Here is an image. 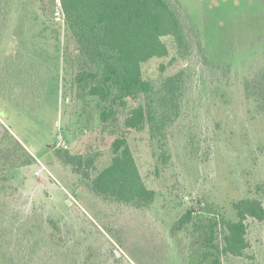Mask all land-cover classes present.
I'll use <instances>...</instances> for the list:
<instances>
[{"label":"rangeland","instance_id":"rangeland-1","mask_svg":"<svg viewBox=\"0 0 264 264\" xmlns=\"http://www.w3.org/2000/svg\"><path fill=\"white\" fill-rule=\"evenodd\" d=\"M55 2L0 0V72L17 52L37 63L7 73L26 98L18 89L0 95V121L36 160L0 172V263L184 264L189 235L174 238L172 228L187 212L236 220L234 203L252 198L264 205V119L245 95V82L264 69V0H172L184 19L188 59L164 37L169 55L142 65L146 81L187 73L181 117L169 132L172 162L159 171L147 130H124L123 116L106 128L102 103L78 98L81 57ZM122 132L157 193L149 209L94 195L55 157L60 148L98 153L103 169ZM246 224V255L224 264H264V221Z\"/></svg>","mask_w":264,"mask_h":264},{"label":"trees","instance_id":"trees-1","mask_svg":"<svg viewBox=\"0 0 264 264\" xmlns=\"http://www.w3.org/2000/svg\"><path fill=\"white\" fill-rule=\"evenodd\" d=\"M54 2L81 57L74 79L78 98H97L102 103L101 122L106 128L117 127L123 116L124 130H147L156 170L167 168L172 162L169 132L181 117L187 73L183 70L157 81H146L142 65L169 55L164 37L174 39L178 57L187 61L189 40L178 7L172 0ZM9 57L14 59L6 60L0 72V95L5 97L3 91L18 89L26 98L24 87L11 84L7 73L31 70L37 63L23 52ZM245 95L264 119V69L245 82ZM131 100L138 104L130 105ZM55 157L71 167L91 193L106 201L140 210L155 203L157 193L146 186L124 132L113 141L111 162L103 169L96 166L98 153L72 154L60 148ZM35 163L33 154L0 121V172L20 170ZM233 208L236 220L224 216L196 218L189 211L175 223L173 237L184 233L190 239V253L184 264H224V258L246 255L250 247L246 221L252 218L263 222L264 205L258 199L246 198L234 203Z\"/></svg>","mask_w":264,"mask_h":264},{"label":"built area","instance_id":"built-area-1","mask_svg":"<svg viewBox=\"0 0 264 264\" xmlns=\"http://www.w3.org/2000/svg\"><path fill=\"white\" fill-rule=\"evenodd\" d=\"M58 14H59V10H58ZM59 15H60V14H59ZM64 147H65V146H64ZM40 175H41V172H36V173H35V176H36V177H40Z\"/></svg>","mask_w":264,"mask_h":264}]
</instances>
